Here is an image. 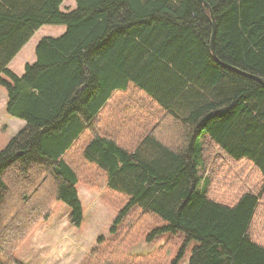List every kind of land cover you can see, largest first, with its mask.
Segmentation results:
<instances>
[{
	"label": "trees",
	"instance_id": "16d2710c",
	"mask_svg": "<svg viewBox=\"0 0 264 264\" xmlns=\"http://www.w3.org/2000/svg\"><path fill=\"white\" fill-rule=\"evenodd\" d=\"M64 1L0 0V87L24 122L0 151V264H23L58 202L78 226L79 185L115 210L80 264H162L130 252L144 230L177 244L171 264L191 242L187 264H264V86L227 67L264 80V0ZM46 24L64 32L15 75Z\"/></svg>",
	"mask_w": 264,
	"mask_h": 264
},
{
	"label": "rangeland",
	"instance_id": "374dc122",
	"mask_svg": "<svg viewBox=\"0 0 264 264\" xmlns=\"http://www.w3.org/2000/svg\"><path fill=\"white\" fill-rule=\"evenodd\" d=\"M75 8V0H65L60 6L61 12ZM64 32L61 25H43L10 61L8 69L15 75L21 76L26 64L35 62L34 49L43 37H58ZM6 92L0 87V151H2L13 137L23 129L24 123L19 119L8 116L5 112ZM212 150L210 160L220 157ZM207 174V171L206 173ZM252 182L245 180L250 187ZM78 195L83 209L81 222L78 226L69 223L70 209L62 202L56 203L49 219L42 223L18 250L17 258L23 264H80L95 248L98 237H108L109 229L115 219V210L101 200L100 193L88 189L84 185L78 186ZM142 232L141 236L144 234ZM130 252L136 255H146L151 251L162 248V264H171L176 255L177 244L171 241L167 234L147 243L143 236ZM196 244L191 242L185 250L183 258L178 264H187L191 249Z\"/></svg>",
	"mask_w": 264,
	"mask_h": 264
},
{
	"label": "water",
	"instance_id": "95a60500",
	"mask_svg": "<svg viewBox=\"0 0 264 264\" xmlns=\"http://www.w3.org/2000/svg\"><path fill=\"white\" fill-rule=\"evenodd\" d=\"M200 2L205 4L204 0H200ZM212 27H213V30H212V38L210 40V50H211V52L213 54L214 59L217 61L218 59L216 58V55L214 53V46H213V36H214V29H215L214 23H213ZM227 67H229L231 70L237 72L240 75L246 76V77H248L250 79H253V80L257 81L258 83H260L261 85L264 86V80L262 78H260L258 76H255V75H252V74H249V73H246V72H244L242 70L236 69V68H234L232 66H229V65H227Z\"/></svg>",
	"mask_w": 264,
	"mask_h": 264
},
{
	"label": "crops",
	"instance_id": "0c3cea01",
	"mask_svg": "<svg viewBox=\"0 0 264 264\" xmlns=\"http://www.w3.org/2000/svg\"><path fill=\"white\" fill-rule=\"evenodd\" d=\"M19 122H21L20 120H19ZM24 123V122H23Z\"/></svg>",
	"mask_w": 264,
	"mask_h": 264
}]
</instances>
